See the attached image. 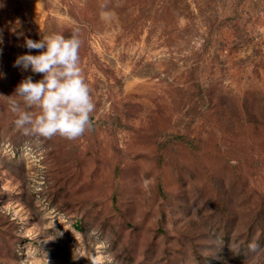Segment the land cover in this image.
I'll return each mask as SVG.
<instances>
[{
	"label": "rangeland",
	"instance_id": "374dc122",
	"mask_svg": "<svg viewBox=\"0 0 264 264\" xmlns=\"http://www.w3.org/2000/svg\"><path fill=\"white\" fill-rule=\"evenodd\" d=\"M53 34L81 39L95 110L37 142L12 109L42 74L14 64ZM96 254L264 264V0H0V264Z\"/></svg>",
	"mask_w": 264,
	"mask_h": 264
},
{
	"label": "clouds",
	"instance_id": "9594fccd",
	"mask_svg": "<svg viewBox=\"0 0 264 264\" xmlns=\"http://www.w3.org/2000/svg\"><path fill=\"white\" fill-rule=\"evenodd\" d=\"M81 45L76 34L69 38L60 34L42 36L39 41L24 39L23 47L29 52L41 50L40 54L18 56L14 67L42 74V79L33 82L32 76H28L20 82L14 96L23 101L24 110L19 105L12 110L17 113L16 128L35 137L37 142L56 136L73 141L91 127L95 103L80 67ZM249 248L255 253L258 245L252 243ZM90 261L107 264L104 254H96ZM24 264H30V259Z\"/></svg>",
	"mask_w": 264,
	"mask_h": 264
}]
</instances>
